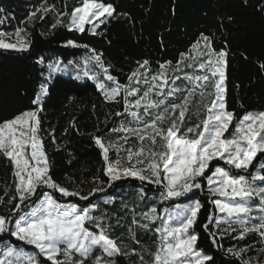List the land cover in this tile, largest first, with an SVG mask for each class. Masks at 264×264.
Returning <instances> with one entry per match:
<instances>
[{
	"label": "snow or ice",
	"instance_id": "1",
	"mask_svg": "<svg viewBox=\"0 0 264 264\" xmlns=\"http://www.w3.org/2000/svg\"><path fill=\"white\" fill-rule=\"evenodd\" d=\"M259 11L264 12V6ZM38 13L40 20L52 13L53 29L64 27L80 37L103 36L98 29L117 18L115 6L103 0H79L70 13L42 4L29 14V22ZM64 17H68L66 23ZM10 35L15 36L14 42L4 39ZM26 36L23 28L14 34L0 31V50L28 53ZM62 46L83 48L88 54L82 64L74 60L47 64V74L39 73L43 79L31 100L34 107L0 121V156L10 162L15 184L13 195L9 196L13 190L6 185L0 196V204L8 197L11 205L10 215H0V264H121V257L129 255L138 259L125 264H208L214 257L198 247L196 230L203 203L194 199L197 190L204 189L215 211L210 209L202 227L214 246L222 247L219 240L233 232L237 234L232 238L241 241L255 233L264 244V110L245 111L239 117L228 110L227 51H217L212 38L201 33L175 64L160 63L154 70L148 60L138 62L126 76L127 83H122L110 71L112 66L105 64L102 52L75 38H67ZM36 64L43 68L44 58ZM69 66L76 79L91 80L105 102L122 104L114 115L124 120L108 130L119 134L118 138L107 133L92 137L107 180L94 177L96 187L88 194L69 190L53 178L41 136V112L50 96V84L56 73L66 72ZM260 68L264 70V64ZM130 140L134 143L129 144ZM51 142H56L54 136ZM110 152L115 153V160L110 159ZM129 178L139 181L137 194L144 207L137 211L138 205L125 203V217L113 224L109 214L99 212V204L90 198ZM144 185L158 191L155 202ZM181 198L189 203L160 207ZM112 203L113 199L103 201ZM127 216L131 223L121 224ZM213 224L214 229L210 228ZM116 228H125L127 239L138 247L124 251L120 246L124 234L114 235ZM138 231L155 237L154 252L137 238ZM252 247L227 251L240 264H253V258L244 259ZM255 264L264 262L256 259Z\"/></svg>",
	"mask_w": 264,
	"mask_h": 264
},
{
	"label": "trees",
	"instance_id": "2",
	"mask_svg": "<svg viewBox=\"0 0 264 264\" xmlns=\"http://www.w3.org/2000/svg\"><path fill=\"white\" fill-rule=\"evenodd\" d=\"M78 2L79 0H0V20H3L0 31L14 34L17 28H23L27 32L25 39L30 41L28 53L0 50V121L11 119L34 107L31 100L37 91L38 81L43 79L39 73L44 71L47 74V64L57 60H62L64 64L68 60L80 61L82 64V58L88 53L83 48L63 47L67 38H75L102 52L105 64L112 66V74L122 83H127L126 76L135 70L138 62L148 60L154 70L160 63L171 61L175 64L180 54L188 53L191 45L203 33L212 38L217 51L223 49L228 52V110L234 111L237 117L245 111L264 110V70L260 68L264 64V12L259 11L264 6V0H103L104 3L113 4L117 11L116 19L98 29L103 31V36L85 34L80 37L64 27L53 29L52 13L44 20H40L38 13L29 22V14L42 4L54 5L59 11L67 10L70 13ZM63 19L66 23L68 17ZM4 38L13 42L16 39L14 35ZM40 57L45 60L43 68L36 64ZM70 72L69 75H55L50 84V96L46 98L47 102L41 112V136L52 165L53 178L69 190L88 194L96 187L94 177L107 180L103 176L104 161L100 149L92 137H105L107 133L113 139L118 138L119 134L109 133L108 130L119 126L124 120L123 117L114 115L122 110V104L105 102L91 80L83 77L78 80L75 78V71L70 69ZM53 136L55 143L51 142ZM133 143L134 140L129 141V144ZM109 155L110 159L115 160L114 152ZM6 185H10L13 190L9 192V196L13 195L15 184L12 166L0 156V196ZM102 187L107 186L105 184ZM139 187V181L129 178L117 181L112 188H107L106 192H97L90 199L93 204H99V212L106 211L111 223L115 224L116 219L125 217V203L128 207L138 205L137 211L144 207V202L138 199ZM144 187L147 196L155 202L159 195L156 188L151 185ZM4 199L5 204H0V215L8 216L11 205L7 204L8 197ZM68 199L80 204L87 203L78 201L77 198ZM107 199H113V203L103 204ZM194 199L203 203L196 230L199 233L198 247L214 257L208 264H240L227 249H238L249 244L253 247L244 255V259L253 258V264L256 259L264 262V252L260 251L264 244L255 233L241 241L232 238L237 234L233 232L231 236L219 240L222 247L214 246L210 233L205 232L202 227L210 209L215 211L209 203L206 189L197 190ZM177 202L189 203L187 198H181L179 201L166 202L160 207H170ZM130 223L131 216L121 219V224ZM210 228L214 229L215 225H210ZM121 233L124 234V243L120 246L124 251L138 247L127 239L125 228H116L114 235ZM137 238L141 239L144 247L155 251V237L150 232L145 234L138 231ZM20 246L31 250L29 246ZM145 258L151 259L149 256ZM137 259L132 255L121 257V264Z\"/></svg>",
	"mask_w": 264,
	"mask_h": 264
},
{
	"label": "rangeland",
	"instance_id": "3",
	"mask_svg": "<svg viewBox=\"0 0 264 264\" xmlns=\"http://www.w3.org/2000/svg\"><path fill=\"white\" fill-rule=\"evenodd\" d=\"M6 40V42H13V40L11 39H8V38H4ZM83 63V62H82ZM63 67V66H62ZM70 69L71 67L68 68V70L66 72H59V73H56L55 75H69L71 72H70ZM82 76V74H81ZM227 135V133H226ZM26 250V249H25ZM26 251H31V250H26Z\"/></svg>",
	"mask_w": 264,
	"mask_h": 264
}]
</instances>
